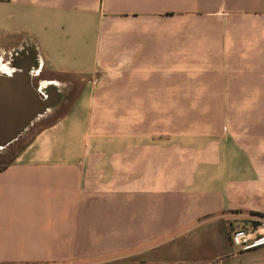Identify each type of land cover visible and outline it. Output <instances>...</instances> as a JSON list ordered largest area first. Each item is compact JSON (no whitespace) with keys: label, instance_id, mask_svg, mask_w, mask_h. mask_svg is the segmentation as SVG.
Returning a JSON list of instances; mask_svg holds the SVG:
<instances>
[{"label":"crops","instance_id":"obj_1","mask_svg":"<svg viewBox=\"0 0 264 264\" xmlns=\"http://www.w3.org/2000/svg\"><path fill=\"white\" fill-rule=\"evenodd\" d=\"M33 67L64 111L0 172V264H264L230 238L264 233V0L0 2V75Z\"/></svg>","mask_w":264,"mask_h":264},{"label":"water","instance_id":"obj_2","mask_svg":"<svg viewBox=\"0 0 264 264\" xmlns=\"http://www.w3.org/2000/svg\"><path fill=\"white\" fill-rule=\"evenodd\" d=\"M33 85V71L0 75V150L18 141L54 106Z\"/></svg>","mask_w":264,"mask_h":264},{"label":"built area","instance_id":"obj_3","mask_svg":"<svg viewBox=\"0 0 264 264\" xmlns=\"http://www.w3.org/2000/svg\"><path fill=\"white\" fill-rule=\"evenodd\" d=\"M260 223L231 233V242L243 251L264 245V233Z\"/></svg>","mask_w":264,"mask_h":264},{"label":"rangeland","instance_id":"obj_4","mask_svg":"<svg viewBox=\"0 0 264 264\" xmlns=\"http://www.w3.org/2000/svg\"><path fill=\"white\" fill-rule=\"evenodd\" d=\"M75 87L74 88H77L80 83L78 81H75ZM33 85L34 87L36 88L35 86V81H34V78H33ZM37 89V88H36ZM64 110L63 109H60L58 111H56V113L54 114H50L49 112L46 113L44 116H42L40 119H38L32 127H30L26 134H24L16 143H14L15 145L12 147L14 152L12 153H15L16 151L20 150L21 148L24 147V145L42 128L44 127L47 123H49L50 121H52L60 112H63ZM9 157V158H8ZM12 158V154L10 156H7V158H3V163L4 162H7L9 160H11ZM0 164H2V161H0Z\"/></svg>","mask_w":264,"mask_h":264},{"label":"trees","instance_id":"obj_5","mask_svg":"<svg viewBox=\"0 0 264 264\" xmlns=\"http://www.w3.org/2000/svg\"><path fill=\"white\" fill-rule=\"evenodd\" d=\"M6 1H9V0H0V2H6ZM17 142V141H16ZM15 142V143H16ZM15 144L13 143L12 145H10L9 147H7L5 150L1 151L0 152V161H2V164H0V172H3L4 170H6L15 160V158L18 156V154L21 152V150L24 148H21L20 150L16 151L15 153H12L14 151L13 150V146ZM26 145V144H25ZM24 145V146H25ZM12 154V158L11 160L7 161V162H4L3 163V158H7V156H10ZM9 158V157H8ZM250 216H255V217H260V218H264V214H260V213H257V212H249L248 213ZM258 224V223H256ZM232 233V232H231Z\"/></svg>","mask_w":264,"mask_h":264},{"label":"bare ground","instance_id":"obj_6","mask_svg":"<svg viewBox=\"0 0 264 264\" xmlns=\"http://www.w3.org/2000/svg\"><path fill=\"white\" fill-rule=\"evenodd\" d=\"M25 59H26V58H25ZM25 59H24V60H25ZM33 68H34V69H31V68H30V70H31V71H34V70H37V69H38L37 67H33ZM55 106H56V102L54 103V106H53L52 108L48 109V111H47L46 113L50 112ZM46 113H45V114H46ZM45 114H44V115H45Z\"/></svg>","mask_w":264,"mask_h":264},{"label":"flooded vegetation","instance_id":"obj_7","mask_svg":"<svg viewBox=\"0 0 264 264\" xmlns=\"http://www.w3.org/2000/svg\"><path fill=\"white\" fill-rule=\"evenodd\" d=\"M26 134V133H25Z\"/></svg>","mask_w":264,"mask_h":264}]
</instances>
